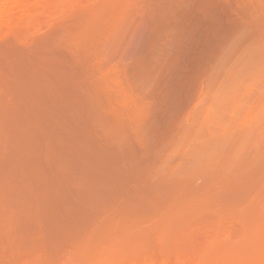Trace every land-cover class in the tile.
Returning <instances> with one entry per match:
<instances>
[{"label": "rangeland", "instance_id": "rangeland-1", "mask_svg": "<svg viewBox=\"0 0 264 264\" xmlns=\"http://www.w3.org/2000/svg\"><path fill=\"white\" fill-rule=\"evenodd\" d=\"M134 1L127 6H125L126 2L122 1V3L117 4L116 11L112 12L115 13L114 15L112 14L109 17L100 16L101 18H97L94 21V25H91L92 28H89L90 33L89 30L81 33L77 37L76 41L74 40V43L69 42L70 37H68L66 34L58 33L61 31V28H58L57 25H51L49 27L42 28V35L41 31L37 34V37H39V39H36L35 37H33L34 41H32V38L31 40L30 38L27 39L29 43L27 44L26 41L25 44L27 46H30H24L28 51H30V49L31 51H25L24 48L23 57L21 56L22 53L19 54L21 57L17 56L19 51L21 52L22 47L19 48V51H16L15 55H13L14 52L10 53L8 51L7 54L4 53L0 57V85L4 83L6 84L7 82L9 87L11 84L12 91L14 90V95L11 93V99L8 103L9 105L7 104L8 99L5 95L1 96L2 98L5 97V99L7 100V102L5 100V104L4 98L2 100V98L0 97V102H3L1 104H4V106H2L3 109L7 108L5 110L6 112L3 113V115L5 114L7 118H4L3 116V120H8V122L6 120L4 121L8 123L7 126L9 127L8 130L10 131V136L8 138L6 137L9 143L6 142L5 145V149L8 148L9 152L5 150V155L1 154L0 156L2 158H0V185L1 187L3 185V189L0 188L2 189V191L0 190V196L2 195V198L4 196L6 198L7 195H10L11 198L17 197L16 199L21 201H19L20 209L17 208L20 211H17L18 213H20L18 214L19 216H15L16 211L14 213V228L15 230L17 229L18 233H22L21 235L24 237L23 240L25 241L27 240V237H29V234H34L33 230L35 229V227H37L40 228V231L44 232L46 239L47 235L49 236L48 240H46L48 246H60L61 241L64 240L63 238L71 236L76 232L91 231L97 226L110 227L121 221H129L137 224L139 222L136 215L138 213L137 210L143 208L145 210H148L149 208L147 207H150L149 205L153 202V200L155 201L156 198L157 200H160L159 204H161V202L166 203L167 199L170 198L169 192L167 191L170 189V187L169 185H166L168 182L159 180V182L161 183L160 184L158 181H154L153 179L151 181V176H153V170L151 169H155L154 167L159 163L160 155H158V144L159 148L161 149L165 145L164 143H166V141L170 142L174 137H172L171 135H174V133H176V130L178 132L176 125L179 126V122L180 124L183 122V118L181 119V116H184L186 114V109L188 110V106L186 107L185 103L190 104V102L193 101V97L199 90L201 80L206 72L204 69L208 68V64H210L208 62L210 60H213L214 53L218 50L217 47H219V44L217 45V43L220 40L224 39L223 37H228V35L234 28L233 26H236L235 24L232 25V23L237 24L239 21H241L240 19L243 18H240V16L246 15V11H249L252 8L256 7L255 3L252 5L248 4L247 6V3L243 0H210L211 2H209V0H182L180 4L177 3V5L175 4L176 2H173L172 4H166L165 0H157V2H155V0ZM209 3L212 5V7H209ZM216 3L217 6H215ZM240 3L242 4V6L240 5ZM163 4L164 8H162ZM138 5L140 8L138 7ZM206 6L207 8L209 7L208 10ZM219 7L221 8L218 9ZM238 7L240 10L238 9ZM144 8L147 9L145 10L146 12H143ZM160 8L161 11H159ZM201 8H203L204 11ZM245 8L246 10L244 11L243 9ZM162 9L165 11V13L164 11H162ZM206 11L210 15H205L207 14ZM213 11H215V13ZM143 13L144 16H142ZM213 13L216 16L214 19ZM156 14L158 16H156ZM83 16L82 18H85V15ZM232 17L235 19L233 20ZM70 19L72 18H67L66 20L64 19V21H62V28H67L66 30L75 28L73 22H77L79 25V21L72 19V22V20ZM154 19L156 20L154 21ZM100 20L102 21V24ZM70 25L71 27H69ZM103 29H105L106 32L103 31ZM53 30L55 32H53ZM118 31H121L120 34L118 33ZM161 31H166V33H163ZM43 33L45 34V36ZM51 34H53V36ZM54 34L56 35V37ZM108 34L110 37H108ZM115 34H118L119 36H115ZM49 35H51V37ZM159 35H162V37ZM165 35L168 39L165 37ZM41 36L43 37V39ZM57 36L59 37L57 38ZM106 37L108 38V41L106 40ZM34 38L38 41H36ZM55 38L57 40V46H51L52 40H55ZM64 40L66 42V45L62 46V42L64 43ZM172 40H174L175 43H172ZM41 41L43 42V44ZM31 42H33V44H31ZM45 43H47L46 47H44ZM49 45L51 46V48L49 47ZM33 47L34 51L32 52ZM56 47L59 50H56ZM64 47L66 48V50ZM62 48L66 54L63 53L64 51L62 50ZM39 50L41 52H37ZM68 51L72 52L69 53ZM210 51L212 52L211 54H209ZM71 53L73 54L71 55ZM162 53L163 55H161ZM8 54L9 56H7ZM167 54L169 57L168 59ZM11 55L13 58L12 61L15 62V65L14 63L10 64ZM14 56L15 58H17L16 61H14ZM55 57L56 59L61 61V64H63V67H61L60 70L62 71V80H60V82H62L60 83L53 80L52 82H57L58 84L55 83V85H53V83V86L50 84L49 90L51 94L52 92L59 91L56 89L61 88V93L59 91L58 93L55 92L52 94L53 100L55 99L54 97L56 95V101L58 102L59 97L61 100L59 101L60 104L57 103V106L55 102L53 103V101L52 103H50V105L49 103H47V101L50 102L51 100L48 92L46 94L47 101H42H45V104H49L51 108L47 109L48 105L46 104V109H44L45 107H42L43 105H41L42 101L41 103H38L40 105L38 106L36 102L38 98L36 97L35 99V95L30 98L29 92L32 93V91L34 90L32 89V86V91L30 90V85H28L29 89L27 88V84L25 86L23 85V82L26 80H24L23 77L21 79V76L23 74L21 70L23 69L24 73H27L28 71L26 69H30L31 67H33L34 69L36 67L37 69L35 70V72H41L42 70H45V73L50 72V76L53 79V76L56 75V73L54 72V75H52V71H50V68L54 63L53 59L56 60ZM158 57L160 58L161 62L156 61L159 60ZM151 58L153 60H151ZM155 58L156 60H154ZM73 60L75 61L74 63H72ZM163 60L165 61L164 63H162ZM27 61L31 62L29 63ZM66 61L68 63H66ZM8 62L11 66L7 64ZM138 63L139 65L141 64L140 67ZM144 63H146L145 65L148 66L143 67ZM134 64L137 67H135ZM142 67L144 68V70L142 69ZM133 68H137V70ZM138 70L139 72L140 70L141 72L142 70L143 72L147 71V73L145 72L144 76V73L141 74V72L139 73ZM1 71L2 73H5L1 74ZM29 71L32 72V68ZM56 71H58L57 67ZM30 72L27 73L25 78H27L29 74L31 75V77H28L29 79H32L30 82L35 84V86H33V88L35 89V87L39 86L35 83L37 79L42 78L43 75L46 74L43 72L44 74L41 73L40 75L38 74V77H34ZM162 72L164 73V75L162 74ZM140 74L141 77L144 78L143 80H141ZM146 74L148 77L146 76ZM2 76L5 79L4 81L2 80ZM46 76L49 77V74ZM134 79L136 80L134 82H136L139 87L137 89V85L135 87L134 84H132ZM148 79H150V81ZM131 80L132 82H130ZM42 82H44V80ZM140 84L143 85V87H145L146 85L148 89H146V87L143 88L142 86V88L140 89ZM170 87L171 90L169 89L168 91V88ZM163 88L164 92L162 95L161 93ZM181 88L183 89V91L181 90ZM64 92L67 93L68 98L66 94H64ZM169 93H171L170 96ZM179 93L182 95V97ZM140 94L142 96L144 95L145 97H141ZM28 95L29 97H27ZM48 95L50 100L48 99ZM64 96L67 100L64 98ZM139 96L141 97V99ZM29 99H32L31 103ZM32 101H34L35 103H33ZM169 103H171V105ZM64 104L67 105V109L66 106L64 107ZM5 105H7L8 107H5ZM181 105H183L184 107H181ZM18 107L19 110L17 109ZM49 109H51V111H49ZM61 110L64 111L61 112ZM3 111L4 110H2V112ZM182 112L184 115L182 114ZM54 113H56V115H54ZM43 115L46 120L43 118ZM172 118L175 120V122L177 119H179L177 121L178 123H175ZM70 119H72V121ZM44 122V127L47 124H51V126H54L55 122V124H58V126L56 125V128H58L55 129L53 127V130H51L47 126V131H44L43 126L40 127V125H42ZM170 122L172 124H170ZM27 123H30L31 125L30 127H26V130H24V132H26L28 129L29 137L30 135L33 137L31 138V141L32 139L35 140V133L38 132L40 133L39 135L47 133L50 137H57L61 135L60 137L62 138L60 139L59 137V139L63 144V148L60 150V155L55 158V156L48 154L50 151L52 152L51 148L48 149V152V150L43 148V146L41 149V146L39 145V148L36 147L35 150L34 148H32V145L34 143L37 144V141H33V144L31 145V141L28 142L29 138L27 139V141L25 140L24 143L19 142V140H17V142L14 141L15 137L17 138L16 131L18 130V135L22 134L23 129L21 130V127H23V125L27 126ZM70 129L72 130V132ZM171 129L172 131H170ZM19 131L21 132L19 133ZM74 132L76 134H74ZM150 132L152 133L150 134ZM14 133L15 135H13ZM25 135L26 133L21 136L26 138ZM37 137L38 136H36V138ZM7 139L5 140L7 141ZM22 140L24 141L23 138ZM37 140H39V138H37ZM73 141H75V147L73 150H70L69 146ZM19 143L21 144V148H19V150L21 149V151L16 153L17 151H19L17 149L18 147H16L19 145ZM155 146L157 148H155ZM15 147L17 150L15 149ZM13 148L16 150V152ZM10 149L14 151H10ZM46 152L48 153L46 154ZM73 152L75 154H73ZM9 153L11 156L9 155ZM52 154L54 155V153ZM68 163L70 164L69 166ZM58 165H61L62 167V171L60 172L59 177L57 175V171H54L55 167L57 170ZM30 172L32 174H30ZM52 178L54 179V181ZM146 178L148 180H146ZM149 181L151 182V184ZM147 186L149 187V189L146 188ZM43 187L46 190H44ZM156 188L157 191H155ZM30 192H33L32 195ZM54 192L55 195L53 194ZM152 192H155L157 194V197L154 199L153 197H155L156 194H153ZM159 192L162 193V198ZM7 198L9 199V197ZM147 198L148 202H146ZM150 199H152V201ZM163 199L164 201H162ZM56 201H58V203ZM38 203L39 206L36 207ZM140 203H142V205H140ZM144 204H147L148 206L145 207ZM22 207H25V210ZM27 208H30L31 210H27ZM28 211L29 214L25 213ZM22 213L23 216L21 215ZM25 215H29V217L26 218ZM127 218L129 220H126ZM56 223L57 227H55ZM26 230L30 231L29 234L25 232ZM48 249L49 251H54V249H50V247Z\"/></svg>", "mask_w": 264, "mask_h": 264}, {"label": "bare ground", "instance_id": "bare-ground-1", "mask_svg": "<svg viewBox=\"0 0 264 264\" xmlns=\"http://www.w3.org/2000/svg\"><path fill=\"white\" fill-rule=\"evenodd\" d=\"M122 1L123 2L125 1L126 2L125 6H127L134 0H0V57L4 53L7 54L8 51L10 53L14 52L13 55H15L16 51H19V48L21 47H22L21 52L20 51L19 53L17 52L18 53L17 56H20L19 54L22 53L21 56L23 57L24 48L25 46H27L25 44L27 39L30 38L31 40L32 38V41H34L33 37L39 39V37H37V34L40 33L41 31V35H42L43 32L42 28L49 27L51 25L52 26L57 25L58 28H61V31L58 33L66 34L68 37H70L69 42L74 43V40L76 41L77 37L81 33H84L88 31L89 28L90 29L92 28L91 25L92 24L94 25V21L97 18H99L100 16L109 17L112 14L114 15L115 13L112 12L116 11L117 4L122 3ZM181 1L182 0H174V1L165 0L166 4H172L173 2H176L175 3L176 5L177 3L180 4ZM243 1L247 3L246 4L247 6L248 4L252 5L255 3L256 7L252 8L249 11H246L247 12L246 15L240 16V18L241 17L243 18H241L240 19L241 21H239L237 24L232 23V25L235 24L236 26H233L234 28L230 32L228 37L222 36L224 39L220 40L219 41L220 43L219 42L217 43V45L219 44L218 45L219 47H217L218 50L214 53L213 60L212 61L210 60L208 62L210 64L207 63L208 64L207 69L203 68L206 72L201 80L199 90L197 91L196 95L193 97V101H191L190 104L185 103V106L186 107L188 106V110L187 109L185 110L186 111L185 115L182 112V114L184 115L181 116V119L183 118L182 120L183 122L181 123L182 125L180 124V122H179V126L176 125L178 132L176 130V133H174V135H171L170 133V135L174 137L171 139L170 142L166 141V143H164L165 145L161 149L159 148V144H158V148L155 146V148L159 149L160 154L158 153V155L160 156H159L158 165L154 167L155 169H151L153 170L152 171L153 176H151V181L153 179L154 181L159 182V180H161L169 183V184L167 183L166 185H169L170 187V189L167 190L169 192L170 198L167 199L166 203L161 202L162 205L159 204L160 200H157L156 198L157 194L154 192L156 196L153 197V199L156 198L157 202L156 200L155 201L153 200V202L149 205L150 207H147L149 208L148 210H145L144 208L137 210L138 213L136 212L137 213L136 215H137V219L139 220L137 224L129 221H121V222H117L116 224L110 227L97 226L95 227V229L91 231L76 232L71 236H67L63 238L64 240L61 241L60 246L51 245L52 246L51 248V246L50 245L48 246L46 242L49 236L47 235V239H46L44 232L40 231L39 230L40 228L37 227H35L34 230L32 229L34 234L32 233L29 234L30 231L26 230L25 232L29 234V237H27L26 241L23 240L24 237L21 235L22 233L20 232L18 233L17 229L15 230L14 228L15 225L14 213L16 211L15 216L17 217L19 216L18 214L20 213L17 212L19 211L17 208H19V204L21 201L16 199L17 197L11 198L10 195H7L6 198L5 196L2 198L1 195L0 196V264H264V1L263 0H243ZM155 2H157V0H155ZM209 2L211 1L209 0ZM210 5L209 7H212V5L211 6ZM240 5L242 6L241 3ZM215 6H217V3ZM209 7L207 8L206 6L207 10L209 9ZM162 8H164V4ZM220 8L221 7H219L218 9ZM246 8L243 10L245 11ZM201 9L203 10V8ZM145 10L147 9L144 8L143 12H146ZM159 11H161V8ZM162 11L164 10L162 9ZM213 12L215 13V11ZM206 13L207 14L205 15H210L207 11ZM83 15H85V18H82ZM142 16H144V13ZM156 16L158 15L156 14ZM213 16L214 19L216 16L215 14ZM67 18H72L73 20L79 21V25L76 22L77 28H76V23H74L72 19L70 20H72L73 24L75 25V28L68 30H66L67 28L66 29L62 28L63 26L62 21H64V19L66 20ZM236 18H237V13H236ZM156 19H154V21ZM234 19L235 18H233V20ZM69 27H71V25ZM54 30L53 32L56 31ZM103 31H105V29H103ZM120 32L121 31H118L119 34ZM161 32L166 33V31H161ZM51 35L53 36V34ZM51 35L49 36L51 37ZM117 35L115 34V36ZM159 36L162 37V35ZM58 37L59 36H57V38ZM108 37H110L109 34ZM165 37L167 38L166 35ZM107 39L108 38L106 37V40ZM172 41H173L172 43H175L174 40ZM28 43L29 42L27 41V44ZM111 43H112V39H111ZM31 44H33V42H31ZM46 44L47 43H45L44 47H46ZM56 44H57V40L55 38V40H52L51 46L53 45L55 46ZM63 45H66L65 40L64 43L62 42V46ZM29 46L30 45H28L27 47ZM51 46L49 45L50 48ZM56 50L59 49H57L56 47ZM25 51H28L27 48H25ZM33 51H34V47L32 52ZM37 52H41V51L39 50ZM63 53H65V51ZM211 53L212 52L210 51L209 54ZM72 54L73 53H71V55ZM168 54H167V59L169 58ZM161 55H163V53ZM7 56H9V54ZM152 58L151 60H153ZM10 59H11L10 64L14 63L15 65V62L12 61L13 60L12 55ZM14 59H15L14 61L17 60L15 56ZM154 60H156V58ZM53 61L54 63L53 65H51L50 68V71H52L51 73L52 75H54L53 74L54 72L56 73V75L53 76V79L50 76V72L48 73L46 71L49 74L50 78L46 76L48 74L45 73V70H42L41 72L38 71L35 72L37 68L35 67L33 69V67H31L32 72H30L29 70H31V68L26 69L28 71L27 73L30 72L31 74H33L34 77L35 76L38 77V74L40 75L41 73L46 74L43 75L42 78L37 79L39 83L37 81L35 83L36 85L39 86L35 87V89L33 88L35 84L30 82L32 79L31 78L29 79L28 77V76L31 77V75L29 74L27 76L28 78L27 80V78H25L27 73H24L23 69L21 70V72H23V74L21 73L22 74L21 79L23 77V79L27 81V83L26 81H24L25 84L22 81L23 85L25 86L27 84V88L28 85H30V90L31 91L32 89L34 90L32 91V93L29 92L30 98L35 95L34 96L35 99L36 97L38 98L36 100L37 104L39 102L41 103L42 100L47 101L46 94L48 92L51 100L48 95V99L50 100V102L47 101V103L50 104L53 101V103L54 102L56 103V106L60 104L59 103V101L61 100L60 97L59 98L57 97L58 98V102H57L56 101L57 95L54 97L55 99L53 100L52 94L55 92L58 93L59 91L61 93V88L56 89L59 91H55V92L51 91L52 92L51 94L49 88H50V84L51 85L53 83H54L53 85H55V83L58 84L57 82H52L53 80L58 82L62 80L61 79L62 71L60 70L61 67H63V64H61V61L58 59L56 60L53 59ZM156 61L159 62L160 58L159 60ZM74 62L75 61L73 60L72 63ZM164 62L165 61L163 60L162 63ZM66 63L68 62L66 61ZM7 64L10 65L9 62ZM145 64L146 63H144L143 67L148 66ZM140 66L141 64L139 65V67ZM56 67L58 71H56ZM143 67L142 69L144 70ZM135 70H137V68ZM143 70L142 72L140 70V72L141 74L144 73L145 76V72L147 73V71L143 72ZM3 73L1 71V74ZM162 74L164 75L163 72ZM143 79L144 78L141 77V80ZM2 80L3 81L5 80L4 77ZM43 80L44 82H42ZM148 80L150 81V79ZM28 81L30 82V84ZM134 81L136 80L134 79L133 82L132 80L130 82H132V84H134L135 87L137 85L136 89L139 88L138 84ZM141 86L143 87V85L140 84V89L142 88ZM10 87L8 86L7 82L6 84L4 83L0 85V97L5 95L8 99L7 102L5 97H3L4 104H5V100L7 104L10 102L11 93L14 95L13 93L14 90L12 91V87L11 88ZM164 88L161 93L162 95L164 92ZM146 89H148V87H146ZM169 89L171 90V87L168 88V91ZM181 90L183 91L182 88ZM64 94H66L68 98L67 93L64 92ZM170 95L171 93H169V96ZM143 96L141 95V97ZM180 96L182 97L181 94ZM27 97H29V95ZM64 98L66 99L65 96ZM29 100L31 103L32 99ZM32 102L35 103L34 101ZM44 102L42 101L41 103V105H43L42 107H45L47 104V103L45 104ZM1 103L3 102L2 101L0 102V106L1 107L4 106V104L2 105ZM49 104H47L49 106V107L47 106V109L51 108L50 107L51 104L50 105ZM169 104L171 105V103ZM6 106L7 105H5V107ZM38 106L40 105L38 104ZM65 106L67 109L66 104H64V107ZM182 106L183 105H181V107ZM1 107H0L1 109L0 115L2 118L0 117L1 119L0 120V156L1 154L5 155V150L9 152L8 148L5 149L6 147L5 145L6 142H8L7 138L10 136V131L8 130L9 127L7 126L8 123L4 121L6 119L3 120V116L4 118L6 117L5 114L3 115V113L6 112L5 110L7 108L3 109V107L2 108ZM17 109L19 110V107ZM44 109H46V107ZM2 110L4 111L2 112ZM49 111H51V109H49ZM63 111L61 110V112ZM54 115H56V113H54ZM43 118L46 120L44 115ZM70 120L72 121V119ZM178 120L179 119H177L176 122L174 120V122L178 123L177 122ZM6 121L8 122V120ZM44 124L45 122L42 125H40V127L43 126L44 131L45 130L47 131V126L51 130H53L52 129L53 127L55 129L58 128V127L56 128V125L58 126V124H55V122H54V126H51V124H47L46 122L47 125H45L44 127ZM170 124L172 123L170 122ZM30 125H31L30 123L29 124L27 123V126L23 125V127H21V130L23 129L22 130L23 133L19 134L20 136L18 135V130H17L16 131L17 138L15 137L14 141L17 142V140H19V142L24 143L25 140L27 141L28 138H29L28 142L31 141V138L33 137L31 135L29 137L28 129L26 132H24V130H26V127H30ZM170 131H172V129ZM20 132L21 131H19V133ZM15 133L13 135H15ZM24 133H26L25 135L26 138L21 136ZM151 133L152 132H150V134ZM39 134H40L39 132L35 133V138H34L35 140L32 139L31 145L33 144V141L34 142L37 141V144L34 143L32 145V148H34L35 150L36 147L39 148V146H41V149L42 146L47 150L51 148L52 152L51 151L49 152L48 150L49 153L46 152V154L48 153L52 156H55V158L59 156L60 150L63 148V144L62 142H60V139L62 138L60 137L61 135L57 137H50L47 133H43L41 135ZM74 134L76 133L74 132ZM36 136H38L37 138H39V140H37ZM22 138L24 139V141L22 140ZM5 139H7V141ZM51 145L53 146V148ZM16 147H18L17 149L19 150V148H21V144L19 143V145ZM74 147H75V141L70 143L69 148L70 150H73ZM11 149L10 151L15 150L14 148H13L14 150ZM20 151L21 149L16 153ZM52 153H54V155ZM73 154L75 153L73 152ZM69 165L70 164L68 163V166ZM61 169H62L61 165L57 166V170L56 167L54 168V171H57L58 177L60 172L62 171ZM30 174L32 173L30 172ZM146 180L148 179L146 178ZM0 188L3 189V185L2 187L0 185ZM146 188L149 189L148 186ZM2 189L0 190L2 191ZM43 189L46 190L44 187ZM155 191H157V188ZM53 194L55 195V192ZM160 194L162 198V193ZM51 195H52V191H51ZM7 197H9V199ZM150 200L152 201V199ZM162 201H164V199ZM56 202L58 203V201ZM146 202H148V198ZM140 205H142V203H140ZM37 206H39V203L36 205V207ZM144 206L146 207L148 205L144 204ZM22 208H24L25 210V207ZM27 210H31V209L27 208ZM25 213L29 214V211ZM21 215L23 216V213ZM25 216L26 218L29 217V215H25ZM126 220L129 219L127 218ZM55 227H57V223ZM49 247L50 249H54V251L50 250L52 251L50 252L48 249Z\"/></svg>", "mask_w": 264, "mask_h": 264}]
</instances>
